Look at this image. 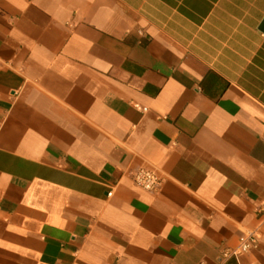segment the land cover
Wrapping results in <instances>:
<instances>
[{"label": "crops", "instance_id": "obj_1", "mask_svg": "<svg viewBox=\"0 0 264 264\" xmlns=\"http://www.w3.org/2000/svg\"><path fill=\"white\" fill-rule=\"evenodd\" d=\"M263 22L264 0H0V264H264Z\"/></svg>", "mask_w": 264, "mask_h": 264}, {"label": "built area", "instance_id": "obj_2", "mask_svg": "<svg viewBox=\"0 0 264 264\" xmlns=\"http://www.w3.org/2000/svg\"><path fill=\"white\" fill-rule=\"evenodd\" d=\"M132 180L136 187L149 192L156 191L161 185V178L156 171L151 169L140 168L132 173ZM110 195V194H109ZM257 214H262V210H258ZM259 244V233L250 231L243 233L235 250H226L221 254V260H226L230 257L237 258L242 254L256 250Z\"/></svg>", "mask_w": 264, "mask_h": 264}, {"label": "water", "instance_id": "obj_3", "mask_svg": "<svg viewBox=\"0 0 264 264\" xmlns=\"http://www.w3.org/2000/svg\"><path fill=\"white\" fill-rule=\"evenodd\" d=\"M262 26H264V22L262 23Z\"/></svg>", "mask_w": 264, "mask_h": 264}]
</instances>
